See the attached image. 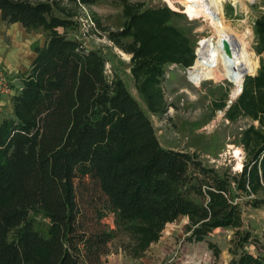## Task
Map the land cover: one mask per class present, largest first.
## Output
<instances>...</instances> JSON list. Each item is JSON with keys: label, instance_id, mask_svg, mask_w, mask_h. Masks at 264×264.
I'll return each instance as SVG.
<instances>
[{"label": "trees", "instance_id": "obj_1", "mask_svg": "<svg viewBox=\"0 0 264 264\" xmlns=\"http://www.w3.org/2000/svg\"><path fill=\"white\" fill-rule=\"evenodd\" d=\"M62 1L0 0L1 20L20 22L28 30L49 29L46 43L36 49L23 72L20 91L12 96V114L0 123V264H82L74 245L80 212L76 179L82 174L92 175L121 219L143 221L139 231L147 240L159 239L164 225L181 214L203 220L194 229L199 239L204 225L234 223L240 218L238 202H233L227 180L195 152L165 147L126 83L108 76L100 49L56 29L77 14ZM98 1L67 0L75 6ZM54 8L67 16L56 14ZM183 16L170 7H158L132 15L123 29L108 30V38L131 54L136 83L144 84L145 72L147 79L161 83L166 65L192 62L194 51L185 43L186 33L172 22ZM256 28L264 42V15L258 17ZM256 80L259 89L247 86L232 109L242 106L264 126V65ZM247 140L257 164L264 130L250 126ZM241 180L238 187L246 195L261 186L257 173L249 179L250 186ZM192 190L206 196V203L194 200ZM251 201L259 205L264 196ZM34 206L43 207L50 218L48 235L27 221ZM22 223L16 238L8 239L9 229ZM241 234L248 240L251 232ZM92 235L99 243L108 240L104 232ZM87 239L93 242L90 235ZM239 260L238 264L264 262L248 251Z\"/></svg>", "mask_w": 264, "mask_h": 264}, {"label": "rangeland", "instance_id": "obj_2", "mask_svg": "<svg viewBox=\"0 0 264 264\" xmlns=\"http://www.w3.org/2000/svg\"><path fill=\"white\" fill-rule=\"evenodd\" d=\"M172 1L128 0L123 3L100 0L90 6H75L64 0L61 5L77 14L56 29L68 37L82 40L89 47L100 49L108 76L121 78L126 83L151 119L159 141L165 147L195 152L206 166L213 167L227 180L226 188L233 202H238L240 218L236 217L234 223L227 225H204L198 233L203 237L199 239L194 229L203 224V220L181 214L164 225L159 239L147 240L139 231L143 221L121 219L92 175L82 174L76 179L80 212L75 232L78 236L74 240L82 264H238L244 251L264 259V202L255 205L251 201L264 196L261 167L264 150L256 164L251 159L254 150L246 148L248 128L255 125L264 130V126L242 106L232 109L247 86L256 91L259 89L256 78L264 65V42L256 21L264 15V1L243 0L236 7L229 1L224 3L225 30L205 12L194 15V9L186 0L183 3L188 5L187 12L181 0ZM202 2L204 0H199L198 4ZM158 7H170L184 13L182 18H174L172 22L186 33L185 43L191 45L194 54L189 64L166 65L161 83L147 79L145 72L141 86L135 81L131 54L122 51L108 38L107 32L129 26L131 16L137 12ZM53 10L67 16L56 8ZM83 19H88L92 25L84 24ZM48 35L49 29L44 27L28 30L20 22L0 21V71L8 78L4 83L11 89H8L9 95L20 91L23 72L29 69L36 49L46 43ZM126 38L131 39V35ZM223 38L231 44L244 42L258 64L255 72L245 73L241 91L235 97L231 95L234 83L231 64L223 50ZM12 96L0 101V123L13 112ZM234 147L239 149V155ZM254 166L256 172L252 170ZM256 173L261 186L257 185L246 195L244 189H239L238 181L246 179V185L250 186L249 179L255 178ZM190 196L201 204L206 203V196L194 190ZM27 221L38 233L48 235L51 221L43 207H31ZM23 227L24 223L13 226L6 237L16 238ZM246 230L251 232L248 240L241 234ZM101 232L108 237L104 243H99L97 235H92ZM89 235L92 243L87 239Z\"/></svg>", "mask_w": 264, "mask_h": 264}, {"label": "bare ground", "instance_id": "obj_3", "mask_svg": "<svg viewBox=\"0 0 264 264\" xmlns=\"http://www.w3.org/2000/svg\"><path fill=\"white\" fill-rule=\"evenodd\" d=\"M198 1L199 0H186V3L190 6V8L195 10V11L192 10L193 14L197 16L201 14V12H205L208 15V17L211 18V20L216 22L219 27L225 30L226 29L225 20L224 17L222 16V11H220L221 5H219V1L221 0H208V1L204 0V2L199 4ZM242 1L243 0H241V2ZM181 3H183V0H181ZM188 5L183 3V6H185V11L188 9ZM197 6H199L198 10H197ZM208 7L212 8L211 11L208 10ZM212 17L214 19H212ZM231 45L233 50V56L228 57L227 54L226 56L228 62H230L231 64V73H232L231 77H232V82L234 83V87L231 90L232 92L231 95L232 97H235L241 91L245 73L255 72L258 67V64L257 61L253 58V56L255 55H253L252 51L248 50L244 42L239 41L238 44H231ZM234 148L236 154L239 155L240 153L239 149L237 147ZM238 166H240V168L242 167L240 164Z\"/></svg>", "mask_w": 264, "mask_h": 264}, {"label": "built area", "instance_id": "obj_4", "mask_svg": "<svg viewBox=\"0 0 264 264\" xmlns=\"http://www.w3.org/2000/svg\"><path fill=\"white\" fill-rule=\"evenodd\" d=\"M227 1H229L230 4L233 7H236L237 4H239L241 2V0H221V1H219V5H221V11H224V7H225L224 3H226ZM250 1H253V0H250ZM211 9L212 8H209L208 7V10L209 11H211ZM83 22H84V24H86V22H87V24H89V26L92 25V24H90V22L88 21V19H83ZM4 74H5V72L0 71V86L3 85V87H4L3 88L1 86L2 87V90L1 91H3L4 89H10V87L7 85V83H4V82H7V79H8Z\"/></svg>", "mask_w": 264, "mask_h": 264}, {"label": "water", "instance_id": "obj_5", "mask_svg": "<svg viewBox=\"0 0 264 264\" xmlns=\"http://www.w3.org/2000/svg\"><path fill=\"white\" fill-rule=\"evenodd\" d=\"M222 44H223V50H225L227 56L232 57L233 56V50H232V45H231L230 41L227 40L226 38H223Z\"/></svg>", "mask_w": 264, "mask_h": 264}, {"label": "crops", "instance_id": "obj_6", "mask_svg": "<svg viewBox=\"0 0 264 264\" xmlns=\"http://www.w3.org/2000/svg\"><path fill=\"white\" fill-rule=\"evenodd\" d=\"M0 21H2L1 19H0ZM4 21V20H3ZM15 23H17V22H15ZM35 57V56H34ZM21 86V85H20ZM9 90H11V89H9ZM14 94V92L11 94V95H9V92H8V89H4L1 93H0V101H4L5 99H8L9 97H11L12 95ZM1 98H3V99H1Z\"/></svg>", "mask_w": 264, "mask_h": 264}]
</instances>
